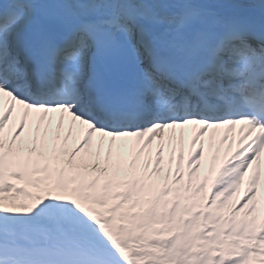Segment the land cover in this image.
Masks as SVG:
<instances>
[{"label":"snow or ice","instance_id":"obj_1","mask_svg":"<svg viewBox=\"0 0 264 264\" xmlns=\"http://www.w3.org/2000/svg\"><path fill=\"white\" fill-rule=\"evenodd\" d=\"M0 264H264V0L0 3Z\"/></svg>","mask_w":264,"mask_h":264},{"label":"bare ground","instance_id":"obj_2","mask_svg":"<svg viewBox=\"0 0 264 264\" xmlns=\"http://www.w3.org/2000/svg\"><path fill=\"white\" fill-rule=\"evenodd\" d=\"M251 1V0H250ZM256 1H258V2H261V0H256ZM98 135V134H97ZM121 139H124V140H127V141H129V142H132V141H134V139L135 138H117V141L119 142ZM184 144H185V147H184V155H185V160L187 159V157H188V144H189V137L186 135L185 136V141H184ZM154 147H155V142H154V145H153V149H154ZM227 146L226 145H224V146H222L220 149V151H219V159H218V161H217V169L219 168V166H220V164L221 163H223V161L227 158V155H229V153L227 152ZM179 153L177 152V155H178ZM213 154H216L215 153V150L213 151ZM167 155H168V150H167V148L165 149V156L167 157ZM208 155V152L206 151V156ZM243 188H244V186L242 185L241 186V188H240V195H243Z\"/></svg>","mask_w":264,"mask_h":264}]
</instances>
